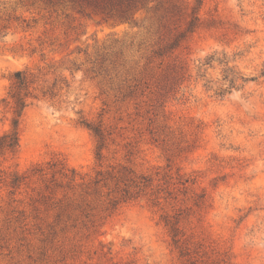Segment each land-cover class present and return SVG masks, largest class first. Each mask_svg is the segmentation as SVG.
Returning a JSON list of instances; mask_svg holds the SVG:
<instances>
[{
    "label": "rangeland",
    "instance_id": "374dc122",
    "mask_svg": "<svg viewBox=\"0 0 264 264\" xmlns=\"http://www.w3.org/2000/svg\"><path fill=\"white\" fill-rule=\"evenodd\" d=\"M0 30V136L30 92L0 264H264V0H0Z\"/></svg>",
    "mask_w": 264,
    "mask_h": 264
},
{
    "label": "trees",
    "instance_id": "16d2710c",
    "mask_svg": "<svg viewBox=\"0 0 264 264\" xmlns=\"http://www.w3.org/2000/svg\"><path fill=\"white\" fill-rule=\"evenodd\" d=\"M73 6L80 8L81 11H85L87 8H91L96 12H101L108 17L129 19L134 12L146 5L149 0H69ZM1 35V30H0ZM14 88L10 94L13 99V119L12 128L0 136V154L4 152H15L19 147L20 142V118L24 109L28 106L27 97L29 96L28 81L24 72L17 71L15 73ZM88 126L94 131L97 136L102 138V132L99 126ZM104 146L103 140L99 145L101 150ZM100 154V153H99Z\"/></svg>",
    "mask_w": 264,
    "mask_h": 264
}]
</instances>
